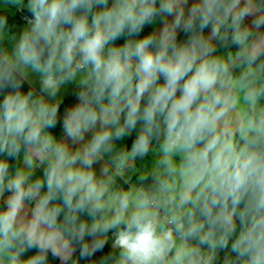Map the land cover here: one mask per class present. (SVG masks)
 Here are the masks:
<instances>
[{
  "label": "clouds",
  "instance_id": "obj_1",
  "mask_svg": "<svg viewBox=\"0 0 264 264\" xmlns=\"http://www.w3.org/2000/svg\"><path fill=\"white\" fill-rule=\"evenodd\" d=\"M49 255L264 264V0H2L0 264Z\"/></svg>",
  "mask_w": 264,
  "mask_h": 264
},
{
  "label": "trees",
  "instance_id": "obj_2",
  "mask_svg": "<svg viewBox=\"0 0 264 264\" xmlns=\"http://www.w3.org/2000/svg\"><path fill=\"white\" fill-rule=\"evenodd\" d=\"M7 14H8L9 29L12 32H15L16 27L23 26L26 23L22 19L23 15H29L30 16V13H27L26 10H24V12H20V11L16 10L13 14H9V13H7ZM151 30H152L151 27L148 26V27L145 28V33L149 32ZM145 33H142L141 35H143ZM122 43H123V39L117 41V44H122ZM28 87L29 86L25 83L23 85L22 90L23 91H27ZM73 97H74V94L72 93L70 96L66 97L63 100V103L61 105V115H62L64 109L70 105V103L73 100ZM52 131L54 132L55 135H57L58 138L61 137L62 136V125L58 124L57 127L55 129H53ZM12 164H13V167H14L15 166V161H12ZM49 260H50V264H59V261L54 259V258H52L51 255H49Z\"/></svg>",
  "mask_w": 264,
  "mask_h": 264
},
{
  "label": "crops",
  "instance_id": "obj_3",
  "mask_svg": "<svg viewBox=\"0 0 264 264\" xmlns=\"http://www.w3.org/2000/svg\"><path fill=\"white\" fill-rule=\"evenodd\" d=\"M2 2V0H0V3ZM18 27H22V26H18ZM151 27V29H152V26H150ZM181 39H183L184 37H183V34H181V37H180ZM27 84V83H26ZM28 85V84H27ZM67 93H66V95H64L65 97H64V99L66 98V96L68 97V96H70L72 93H73V88H72V86H69V89L66 91ZM63 99V100H64ZM78 101H77V99H76V97H75V95H74V97H73V100H72V102L70 103V105L68 106V107H71V106H74L76 103H77ZM62 115H63V113H62ZM61 115V116H62ZM134 136H135V133H133V136H132V138H128V139H126L125 141H122V143H125V144H127L129 147H130V144H131V139H134ZM39 174V173H38ZM7 195V194H6ZM81 264H86V262L85 261H81Z\"/></svg>",
  "mask_w": 264,
  "mask_h": 264
},
{
  "label": "rangeland",
  "instance_id": "obj_4",
  "mask_svg": "<svg viewBox=\"0 0 264 264\" xmlns=\"http://www.w3.org/2000/svg\"><path fill=\"white\" fill-rule=\"evenodd\" d=\"M26 2H27V1L25 0V3H26ZM1 3H2V2H1ZM16 10H17V9H15V8H11V9L8 11V13H9V14H13ZM19 28H20V27H16L15 31H17ZM66 93H67V92H64V93H63V96L66 95ZM64 97H65V96H64ZM66 97H67V96H66Z\"/></svg>",
  "mask_w": 264,
  "mask_h": 264
}]
</instances>
